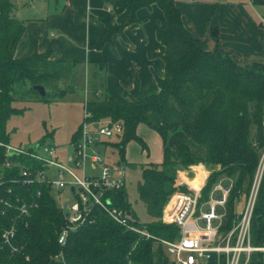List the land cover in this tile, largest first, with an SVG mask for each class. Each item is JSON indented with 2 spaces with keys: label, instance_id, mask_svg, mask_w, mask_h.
<instances>
[{
  "label": "trees",
  "instance_id": "1",
  "mask_svg": "<svg viewBox=\"0 0 264 264\" xmlns=\"http://www.w3.org/2000/svg\"><path fill=\"white\" fill-rule=\"evenodd\" d=\"M118 1L119 12L111 21H103L101 36L90 46L99 52L112 41L113 35H122L126 26L138 22L139 9L155 4L164 16V22L155 32L157 41L164 47V74L162 78L156 77L158 92L155 94L142 95L135 82L130 92L132 100L95 96L86 107L94 120L109 119L122 125V133L106 146L117 148L123 162L128 142L135 141L141 148L146 147L136 133L138 124L146 125L159 136L162 161L140 165L137 184L138 198L151 220L140 222L137 219L125 186L110 196L113 205L128 216L132 225L144 227L158 239L172 240L177 236V228L163 224L161 214L168 197L179 188L177 171L197 164L209 168L218 166L208 175L201 197L206 199L220 178H230L229 213L239 193L248 189L259 150L264 147L261 134L264 62L240 66L219 46L212 51L205 50L202 42L183 26L175 0ZM251 4L264 5V0H251ZM16 8L15 0H0V143L5 144L8 143L6 123L21 110L12 105L15 85L27 84L28 91L37 97L40 96L32 89L33 85L50 87L56 96L64 93L55 89L62 74L60 61L49 59V53L15 57L16 47L25 32L24 21L14 15ZM46 96L40 98L45 100ZM78 131L79 128L72 139L77 138ZM2 158L3 148L0 147V163ZM7 188L22 201H35L36 207L30 210L28 217L16 218L14 209L2 212L0 205V264H168L171 261L162 243L126 230L100 209H93L92 221L70 231L61 246L57 238L64 219L50 190L39 185L7 183L0 187V198L12 203L13 197L5 193ZM262 211L264 181L254 210L255 244L264 236V225L258 220ZM12 223L15 227L12 243L18 248L14 253L3 244L1 237L2 229ZM207 264H216V256L212 255ZM248 264H262L259 255L253 254Z\"/></svg>",
  "mask_w": 264,
  "mask_h": 264
},
{
  "label": "built area",
  "instance_id": "2",
  "mask_svg": "<svg viewBox=\"0 0 264 264\" xmlns=\"http://www.w3.org/2000/svg\"><path fill=\"white\" fill-rule=\"evenodd\" d=\"M261 23L264 24V19ZM88 102L85 97L83 121L77 138L68 144V152L47 143L27 148L0 143L3 148L0 187L11 183L48 188L64 219L57 238L59 245L65 244L70 231L92 221L93 209H100L126 230L162 243L171 258L168 264H207L212 255L216 256V264H248L253 254L259 255L264 264V236L259 244H255L252 231L257 196L264 181V147L259 150L249 187L239 193L231 213L227 210L232 187L230 178L222 177L216 182L225 181L226 185L212 189L220 192L214 200H208V196L202 200L201 190L205 183H198L197 188L190 184L188 191L171 194L162 209L161 222L175 226L177 236L172 240L158 239L144 227L132 225L128 216L113 205L110 193L125 186L124 171L118 164L115 168L110 167L101 148L120 135L123 128L120 123L109 119L94 120L86 107ZM261 134L264 138V121L261 122ZM5 193L13 197L14 204L0 198L2 212L14 209L16 218H25L36 207L35 201L27 203L18 195H12L10 188ZM39 195L37 192L36 196ZM258 220L264 225V211ZM14 236L13 223L2 229L3 244L12 253L18 251L12 243Z\"/></svg>",
  "mask_w": 264,
  "mask_h": 264
},
{
  "label": "crops",
  "instance_id": "3",
  "mask_svg": "<svg viewBox=\"0 0 264 264\" xmlns=\"http://www.w3.org/2000/svg\"><path fill=\"white\" fill-rule=\"evenodd\" d=\"M175 2L180 11L183 26L202 42L205 50L212 51L219 46L227 51L238 65L245 66L232 56V51H235L234 47H237V44L228 45L222 40L224 28L227 26L226 34L233 39L242 36L246 41L247 46H241L244 48L243 54L246 58L259 55L260 51L254 44L256 41L258 43L260 40L264 41V33L257 30L250 15H241L233 11L234 5L238 3L222 1L200 5L194 3V0H175ZM120 7L118 0H55L53 8L41 14L36 6L27 5V14L30 9L34 13L28 14L25 32L14 55L16 58H24L34 52L49 53V59L60 61L62 69L68 63L82 68L84 80L82 101L85 97L90 101L95 96L130 101L132 100L130 92L135 82L138 83L139 92L142 95L155 94L158 92L156 77L162 78L164 74L162 60L164 47L155 37L157 27L164 22V16L155 4L150 8L139 9L136 13L138 22L126 26L122 35H113L112 41L105 44L99 52L90 46L101 36L103 21H111ZM215 11L220 20H214ZM211 14H213L212 17ZM222 14H224L223 17ZM242 18H245L249 25L241 26L239 22ZM207 26L212 37L207 32ZM201 31L209 38L207 46L204 44L203 36L199 34ZM148 163L153 162L145 164ZM197 168H199V175L195 174L196 176L186 170L177 171V178L183 186L188 187L191 184L197 188L198 183L203 185L206 182L208 171L204 167Z\"/></svg>",
  "mask_w": 264,
  "mask_h": 264
},
{
  "label": "rangeland",
  "instance_id": "4",
  "mask_svg": "<svg viewBox=\"0 0 264 264\" xmlns=\"http://www.w3.org/2000/svg\"><path fill=\"white\" fill-rule=\"evenodd\" d=\"M222 1H234L238 3L234 5L233 11L236 13L239 12L241 15H250L257 30H260V33H264V27L260 26L261 19H264V5L251 4V0H194V3L206 5ZM15 2L17 5L14 11L15 17L27 24L28 21L26 19L29 18L26 12L27 5L31 4L36 6L37 10L42 14L49 11L50 8H53L55 0H32L31 2L15 0ZM227 13L225 14L227 15ZM216 15H218L217 11H215L214 20L219 19ZM212 16L213 14H211ZM239 23L241 26L249 25L245 18H242V21ZM207 27V32L212 37L209 26ZM226 29L227 26L224 28L222 40L228 45L233 43L237 44V47H234L236 48L234 49L235 51H232V56L237 62L242 65H249L252 62H264V41L260 40L259 43L256 41L254 44L255 46L257 45L256 49L260 51L259 55L246 58L243 54L244 48L241 47L247 46L244 38L241 36L238 39H233V37L226 34L228 33ZM199 34L203 36L205 46L209 45L207 35L202 31ZM55 89L59 92L64 91L63 95L56 96L54 94L55 90L46 87L45 92L47 96L43 100L37 97L36 94L28 91L29 86L27 84L14 86V102L12 105L21 110L17 114L11 115L6 123L8 144L13 147L27 148L29 146L47 143L61 148L63 152L70 150L68 144L72 140V135L77 131L83 121V69L73 66L72 63L66 64L64 69H62L61 78L57 81ZM137 133L145 142L146 147L141 148L135 141L128 142L124 149L125 162L121 161L117 148L104 146L101 150L106 156V163L110 167L115 168L116 164H118L119 167L123 168L125 188L131 208L140 222H148L151 220V217L146 213L145 207L139 200L137 193V184L140 181L139 167L147 162L159 163L161 161V143L157 133L144 124H140L137 127ZM112 140L115 141L116 139L113 138ZM253 144L256 145L254 140ZM197 167H204L209 174L212 170L218 169V166L209 168L203 164H197L194 165V168L188 167V169H180V171L186 170L191 172L193 176L195 174L199 175V168ZM178 185L179 188H176L174 192L188 191V187L180 184L179 180ZM225 185V181L214 184L209 191L208 200L217 199L220 194L218 190H212L214 187H223ZM181 187L184 188V191L181 190ZM203 209H206V206Z\"/></svg>",
  "mask_w": 264,
  "mask_h": 264
},
{
  "label": "water",
  "instance_id": "5",
  "mask_svg": "<svg viewBox=\"0 0 264 264\" xmlns=\"http://www.w3.org/2000/svg\"><path fill=\"white\" fill-rule=\"evenodd\" d=\"M34 12L32 9H30L28 11V14L29 15H32ZM32 89L40 96V97H45L46 96V92H45V89L42 85H33L32 86Z\"/></svg>",
  "mask_w": 264,
  "mask_h": 264
}]
</instances>
